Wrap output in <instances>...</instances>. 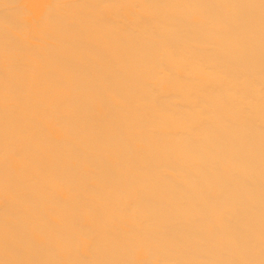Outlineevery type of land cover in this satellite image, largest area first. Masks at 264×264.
I'll return each instance as SVG.
<instances>
[{
	"label": "bare ground",
	"instance_id": "obj_1",
	"mask_svg": "<svg viewBox=\"0 0 264 264\" xmlns=\"http://www.w3.org/2000/svg\"><path fill=\"white\" fill-rule=\"evenodd\" d=\"M0 264H264V0H0Z\"/></svg>",
	"mask_w": 264,
	"mask_h": 264
}]
</instances>
